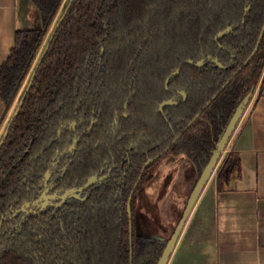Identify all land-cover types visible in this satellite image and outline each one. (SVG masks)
Returning a JSON list of instances; mask_svg holds the SVG:
<instances>
[{
	"label": "trees",
	"instance_id": "trees-1",
	"mask_svg": "<svg viewBox=\"0 0 264 264\" xmlns=\"http://www.w3.org/2000/svg\"><path fill=\"white\" fill-rule=\"evenodd\" d=\"M28 1L40 24L15 32L14 45L0 65L5 113L69 0ZM263 24L264 0H74L0 148V215L18 191L27 153L37 151L87 105L105 113L120 108L128 115L120 123L141 142L130 170L137 178L147 159L162 152L246 61ZM227 27L231 33L216 39ZM208 56L223 68L211 61L200 68L186 64ZM179 67V76L172 78ZM263 83L264 33L247 65L144 171L141 183L168 154H183L199 177L238 105ZM180 91L187 94L186 102L160 113L162 102L182 99ZM91 148L98 152L94 143ZM240 178V155L228 150L216 170V191H231ZM127 197L128 192L101 190L89 202L61 209V223L39 225L31 219L14 233L3 229L0 264H156L167 240L137 234L134 220L128 219Z\"/></svg>",
	"mask_w": 264,
	"mask_h": 264
},
{
	"label": "flooded vegetation",
	"instance_id": "flooded-vegetation-1",
	"mask_svg": "<svg viewBox=\"0 0 264 264\" xmlns=\"http://www.w3.org/2000/svg\"><path fill=\"white\" fill-rule=\"evenodd\" d=\"M31 73L27 77L16 105L3 125L2 123L12 105L6 113L3 110L0 115V139L25 91ZM80 109L83 111H74L70 120L58 127L54 137L47 139L45 143L43 142L44 144H40L41 146L37 151L34 152V149L27 153L18 191L15 194L11 193L9 206L0 215V221L1 218H4L1 233L3 229L5 232L14 233L21 225L28 223L31 219L39 225L61 223L59 219L61 209L64 210L89 202L93 194L101 190L118 194L128 192L126 208L127 212L128 208L131 210L128 219L130 223L133 219L136 226L144 222L143 218H147L139 217L137 209L140 207L147 210L151 209L152 205L156 203L154 199H159V194L164 193L163 189L167 188L165 184L172 176L169 174L172 167L169 165L170 162L161 168H159V164L167 157L169 158V155L173 158H178L179 155L168 154L163 157L147 182L141 183V177L149 166L169 151L170 148L167 151L165 149L171 143L157 154L156 156L160 155L159 158L143 171L145 163L156 156L147 159L139 176L135 178V173L130 172V170L136 166L137 158L133 153L139 151L141 142L139 138L129 137V131L126 132V128L120 123V120L128 118V115L122 113L120 108L115 109L113 107L108 113L97 112L96 108L91 105L84 108L80 107ZM1 118H3L2 121ZM133 136H137L136 131L133 132ZM93 143L94 149L98 152L92 151L91 145ZM31 144L27 147V152ZM99 145L100 147H98ZM81 153H83L82 157ZM158 171H164L163 185L155 191L158 197L154 195V198L148 199L140 193L144 192ZM63 196H65L64 199H62ZM145 223H148V220ZM39 238L43 240L42 236Z\"/></svg>",
	"mask_w": 264,
	"mask_h": 264
},
{
	"label": "crops",
	"instance_id": "crops-1",
	"mask_svg": "<svg viewBox=\"0 0 264 264\" xmlns=\"http://www.w3.org/2000/svg\"><path fill=\"white\" fill-rule=\"evenodd\" d=\"M39 24L28 0H0V65L15 32ZM3 109L0 101V115ZM228 150L240 155L241 178L220 193L215 178L209 181L168 264H264V83L255 89Z\"/></svg>",
	"mask_w": 264,
	"mask_h": 264
},
{
	"label": "water",
	"instance_id": "water-1",
	"mask_svg": "<svg viewBox=\"0 0 264 264\" xmlns=\"http://www.w3.org/2000/svg\"><path fill=\"white\" fill-rule=\"evenodd\" d=\"M74 0H69L67 5L65 6L61 16L59 17V19L57 20L46 44H45V47L40 55V57L38 58L34 68H33V71L31 73V76L29 78V81H28V84L25 88V91L24 93L22 94L19 102H18V105L12 115V117L10 118L7 126H6V129L0 139V147L2 146V144L4 143V141L6 140V137H7V134H8V131L10 129V126L12 125L13 121L15 120V118L17 117V115L19 114V111L22 107V104L28 94V92L30 91L31 89V86L33 84V81H34V78H35V75L38 71V68L42 62V60L44 59L45 55L47 54L48 52V49L50 47V44L58 30V28L60 27V25L62 24L63 20L65 19L71 5H72V2ZM249 11V7L246 8L245 10V14ZM38 15V14H37ZM232 31V27H227L225 30H222L220 32L217 33L216 35V39H219V38H222L228 34H230ZM263 33H264V24H263V27L260 31V34H259V37L257 39V42H256V45L253 49V51L251 52V54L249 55V57L246 59V61L234 72V74H232L231 78L229 80L226 81V83L216 92V94L214 96H212V98L209 100V102L207 104H205V106L194 116V118L184 127V129L182 130V132L171 142L170 146L172 144H174L181 136L182 134L193 124V122L199 118V116L201 115V113L204 111V109H206L209 104L219 95V93L230 83V81L241 71V69L243 67H245L247 65V63L251 60V58L254 56V54L256 53V51L258 50L259 48V45L261 43V40H262V36H263ZM206 61H211L213 63H215L217 66H219L220 68H223V65L218 61L217 58H213L211 56H208L206 58H202L196 62H193L192 60H187L186 61V64L188 65H192V66H195L197 68H200L204 65V63ZM180 71H181V67H179L178 69H176L171 77L172 78H176L179 74H180ZM167 83H168V80L166 81V86H167ZM254 92H255V89L254 87L251 88L250 92L243 98V100L241 101V103L238 105V107L236 108L234 114L232 115L230 121L228 122L226 128L224 129V131L222 132V134L219 136V139L216 143V146H215V149L212 150L211 152V157L208 161V163L206 164V166L204 167V169L202 170L200 176L198 177L195 185H194V188L192 190V192L190 193L186 203H185V207H184V210L182 212V215H181V218L180 220L178 221L177 225L175 226L171 236L169 237V239L167 240L166 242V245L161 253V256L160 258L158 259L157 263L156 264H168L173 252H174V249L177 245V242L185 228V225L195 207V205L197 204L201 194L203 193L205 187L207 186V184L209 183V181L211 180L215 170L217 169L218 167V164L220 162V160L222 159L223 157V154L226 152V148L228 147V144H229V141L231 139V137L233 136L241 118L243 117V114L245 113L246 109L248 108L252 98H253V95H254ZM180 95L182 96V100L181 101H177V100H174V99H169V100H166L164 102H162L159 107H158V111L159 112H163V110L167 107H176V106H179L180 104H183L185 103L186 99H187V94L184 92V91H180L179 92ZM170 146H168L165 151H167ZM160 155L152 158V159H149L145 165L143 166V171L146 169V167H148L151 163H153L154 161H156L158 158H159ZM65 196L62 197V199H64ZM63 201V200H62ZM128 214L130 216L131 214V210L130 208H128ZM4 221V218H1V221H0V234H1V227H2V223ZM135 230L137 232L138 235L140 236H145V237H151V238H156V239H161V238H157V237H152L150 235H146V234H140V230H139V227L138 225L135 226ZM130 236H132V227L130 226Z\"/></svg>",
	"mask_w": 264,
	"mask_h": 264
},
{
	"label": "rangeland",
	"instance_id": "rangeland-1",
	"mask_svg": "<svg viewBox=\"0 0 264 264\" xmlns=\"http://www.w3.org/2000/svg\"><path fill=\"white\" fill-rule=\"evenodd\" d=\"M51 30L52 28L49 29V31L47 32L46 38L50 35ZM41 51H42V48L37 54L34 64L37 62L38 58L40 57V54L42 53ZM31 72H32V69H31ZM27 79L28 78L25 79L23 85L21 86L18 92V95L16 96L12 104V107L8 111L2 125L8 119L9 114L11 113V110L16 105L17 100L24 89ZM227 151H228V147L226 148V152ZM170 156L171 155H169V158L167 157L159 164V168H161L162 166H165L164 164H166L167 162H170L169 165L172 167L171 168L172 171L171 170L169 171L170 172L169 174L172 176L168 179L167 183L165 184L166 185L165 187L167 188L163 189L164 191L162 190L164 193L159 194L160 196L159 199L158 198L154 199L156 203L155 205H152L151 209L147 210V209H142L141 207L137 209V213L139 217H147V218H143L144 222L138 225L140 231L147 232L152 237L153 236L157 238L159 237L165 240L169 239L175 226L180 220L182 212L185 207V203L190 193L192 192L194 185L198 179V174L196 172V169L193 163L188 158H186L183 155H179L180 157L178 158H173ZM164 170L166 171V169ZM216 170L211 180H214L216 176ZM163 177H164V171L163 172L158 171L155 174L152 182H150V184H148V187L144 189V192L140 194L146 196L148 199H152V197L154 198V195L155 197H158V194H156L155 191L157 188L162 187L163 185L162 183L164 180ZM146 220H148V223H145ZM143 232H139V233L143 235L144 234Z\"/></svg>",
	"mask_w": 264,
	"mask_h": 264
}]
</instances>
